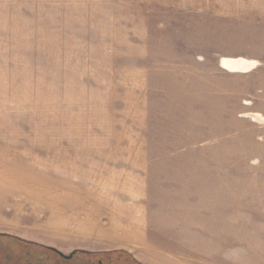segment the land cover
Returning <instances> with one entry per match:
<instances>
[{"label": "rangeland", "instance_id": "374dc122", "mask_svg": "<svg viewBox=\"0 0 264 264\" xmlns=\"http://www.w3.org/2000/svg\"><path fill=\"white\" fill-rule=\"evenodd\" d=\"M216 16L262 21L264 0H0V145L22 152L23 178L36 182L23 219L5 226L25 241L68 243L69 255L103 245L84 233L85 206L96 203L53 200L52 181H72L81 198L103 188L118 210L156 224H196L227 205L224 187L209 197L183 181H229L236 226L252 227V247H264V106L209 105L193 73L166 67L192 63L177 41L196 48ZM24 245L0 236V258L40 254Z\"/></svg>", "mask_w": 264, "mask_h": 264}, {"label": "crops", "instance_id": "0c3cea01", "mask_svg": "<svg viewBox=\"0 0 264 264\" xmlns=\"http://www.w3.org/2000/svg\"><path fill=\"white\" fill-rule=\"evenodd\" d=\"M211 23L208 39L198 40L195 43L196 48H191L192 46L181 38L177 41L178 49L192 57L190 65L175 61L166 67L171 70L187 68V72L193 73L197 82V95L203 94L201 90L205 91L210 96L209 105L239 106L244 112H258L255 107L264 106V19L239 21L228 16H216ZM253 24H257L256 31L251 30ZM237 25L242 27L239 34L235 32ZM226 61H240V65L238 68H235V65L227 67ZM146 72L145 68H139L136 73L143 78ZM259 111L264 115L261 110ZM263 128L261 127L262 131L256 135L260 140L264 139ZM235 136L233 133L227 137ZM5 145H0V236L15 238L20 246L25 244L24 246L33 249L37 246L45 247L57 251L67 259H71L76 251L91 253L123 251L141 264H264L263 244L256 248L252 247L250 237L252 227L236 226L235 211L229 205L230 201L235 199V190L230 188L233 184L229 181L225 183L190 181V184L186 183L189 181H183L181 185L185 190L186 187H192L191 191L209 197H214V192L219 190V187H224L223 198L227 205L221 210L209 211L206 217H196V220L199 219L196 224H193L192 218L175 220L167 218L162 224H156L149 219L145 223L134 214L135 211L124 213L122 209L118 210L117 198L111 202V198L105 196L106 190L103 188L95 189L93 192L90 190L89 195L81 198L77 196V190L72 188V181H52L53 200L60 201L62 197L68 201L74 198L78 201L96 203L95 208L85 206L87 214L84 233L104 239L101 241L103 245L95 246L92 250L77 248L66 255L68 243L67 245L57 242L25 241L23 236H18L20 232L10 230L5 223L9 217L23 219V195L28 193L27 187L36 185V182L23 178L22 152L13 150V146ZM81 184L107 187L109 183L81 181ZM118 184H122V181L111 182V185ZM237 231L243 234L242 239H237ZM68 232L76 231L71 227ZM104 244L109 247H105ZM10 260V256L2 257L0 264H19L10 263Z\"/></svg>", "mask_w": 264, "mask_h": 264}, {"label": "trees", "instance_id": "16d2710c", "mask_svg": "<svg viewBox=\"0 0 264 264\" xmlns=\"http://www.w3.org/2000/svg\"><path fill=\"white\" fill-rule=\"evenodd\" d=\"M35 249L40 251V254H36L34 260L27 262L28 264H141L123 251L98 253L76 251L71 259H67L57 251L45 247L37 246Z\"/></svg>", "mask_w": 264, "mask_h": 264}, {"label": "bare ground", "instance_id": "6f19581e", "mask_svg": "<svg viewBox=\"0 0 264 264\" xmlns=\"http://www.w3.org/2000/svg\"><path fill=\"white\" fill-rule=\"evenodd\" d=\"M240 61H228L226 64H230V65H235V64H238V65H240V63H239Z\"/></svg>", "mask_w": 264, "mask_h": 264}]
</instances>
